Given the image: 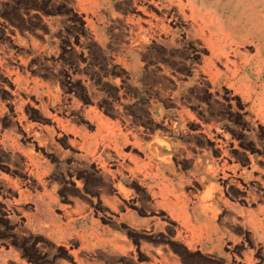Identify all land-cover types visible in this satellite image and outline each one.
<instances>
[{"label":"rangeland","instance_id":"obj_1","mask_svg":"<svg viewBox=\"0 0 264 264\" xmlns=\"http://www.w3.org/2000/svg\"><path fill=\"white\" fill-rule=\"evenodd\" d=\"M243 1L264 11V0ZM113 9L120 15L135 14L131 3L120 0H114ZM89 11L87 0H0V58L9 57L6 65L0 67V264H78L76 259L89 262L93 259L96 264H146V252L150 249L159 250L173 264H244L234 258L227 261L224 248L220 253L192 244L183 227L170 217V207H177L170 190L179 182V177L191 178L195 156L202 149L210 152L213 159L220 154L214 143L198 132V125L187 122L184 133L177 134L168 129L164 118L177 107L168 94L159 102L166 114L159 115L155 110L153 103L162 98L158 97L157 78L159 73L166 78L161 65H168L185 81L194 78L202 57L208 53L196 40L168 49L153 41L140 60L143 64L139 69L141 79L122 61L116 60V54L122 50L121 37L107 34L110 43L103 48L91 22L99 32L104 23L98 22ZM113 28L121 30L118 21ZM244 48L248 54L253 53L251 47ZM5 68L18 71L20 88L2 74ZM247 74L240 72L235 80H221L222 90L212 95L209 84L203 82L206 75L197 73L190 83L191 95L186 106L197 120H201L198 110L208 107L221 129L238 143L236 146L229 143L230 153H241L243 166L248 164L244 150L264 161V122L254 118L249 102L236 90L241 87L242 76ZM248 77L252 79L253 75L248 74ZM88 81L92 82L94 97L88 95L85 87ZM224 82L230 83L231 88ZM162 91L166 93L165 88ZM58 93L66 107L61 113L40 105L41 101L46 104L48 97ZM75 103L79 108L74 109ZM82 108L94 111L105 123L121 122L122 132H126L128 127L120 119L123 113L131 118L132 126L149 135L144 137L146 142L150 136L158 134L171 146L165 154L169 159L160 167L158 176L154 173V163L151 169L148 167L144 151H138L136 146L120 147V154L130 170L134 168V161L140 165L138 171L123 172L133 198L129 201L132 205H125L119 212L124 214L128 210L131 217L120 218L101 200L102 196H114L116 190L112 179L101 174L98 164L91 159L95 151L88 157H80L79 146L70 143L78 140L76 136L80 132L85 133L91 143L98 139L95 124L88 125L92 120ZM25 127H29L28 134L24 132ZM38 140L45 141L46 145L37 144ZM31 143L33 155L28 152ZM182 145L185 149L180 148ZM187 152L193 154L191 158H187ZM112 153L107 166L110 170L115 169L111 165L115 158ZM148 174L156 177L155 182ZM39 177L45 185L38 182ZM156 184L164 186L168 202H157ZM43 189L53 199L49 208L36 204L37 195ZM148 189L155 195L151 196ZM184 189L195 193L193 189L202 188L193 182ZM19 191L25 200L20 199ZM239 196L234 193L230 198L225 194L229 201L245 207L237 200ZM36 206L40 215L34 216L27 225ZM152 216L158 222L147 226L146 220ZM70 220L74 221L75 231L86 229L96 237L91 239L92 251L78 249L79 242L65 245L64 240L50 234L45 227L52 223L66 227ZM222 223L220 219L219 224ZM105 231L122 234L129 245L122 249L106 246L102 240L109 235ZM235 234L240 236L242 231ZM245 244L249 249L256 244L259 248L256 264L264 263L263 244L260 241L253 244L250 240ZM244 249L242 244L240 251ZM69 250L76 251V257Z\"/></svg>","mask_w":264,"mask_h":264},{"label":"bare ground","instance_id":"obj_2","mask_svg":"<svg viewBox=\"0 0 264 264\" xmlns=\"http://www.w3.org/2000/svg\"><path fill=\"white\" fill-rule=\"evenodd\" d=\"M133 1L136 3V14L127 20V29L131 35V47L142 48L150 40H157L167 43L170 47H177L182 43L184 35V42L193 39L199 41L203 46L201 49H204L208 54L202 57V65L198 66L196 70L194 69L195 76L199 72L206 75L212 84L211 92H220L222 90L221 80H235L240 72L253 75L252 79L248 77V74L243 75V79L240 81L241 87H236V90H239L243 98L249 102L248 108L254 118L264 122V11L262 9L245 3L243 0ZM245 46L251 47L253 53L248 54ZM180 85L184 84L180 82ZM208 118L211 123L207 126V136L211 138L213 130L220 135L224 139V141L218 140L221 143L219 147L223 148L222 155L230 159L228 151L230 135L221 130L213 118L210 116ZM83 143L85 146L81 147L88 151L90 144L86 141ZM236 143L234 141V146L238 145ZM245 153L250 160L248 169L241 163L232 167L225 165L219 174L220 177L216 174L218 177L215 176L216 182L218 180L221 182L222 189H213L215 185L211 183L201 195L195 196L197 202H193V198H186L188 205H191L187 206L188 212L186 213L189 233L187 237L192 244L208 247L211 251L221 253L223 248L226 249L227 253L224 254V257L227 261L234 258L236 262L256 264L259 248L257 249L254 242L260 241L264 248V190L261 189L264 188V161L257 156H251L249 152ZM239 156L241 153L238 154V161L240 160ZM255 173L257 176L253 175ZM231 178H238L243 182L240 184ZM230 186L235 189H229ZM115 190L116 196L106 198L102 196L101 200L120 218L126 215L131 217L132 214H129L128 210L124 214L119 212V208L124 206L123 200L129 201L133 198L131 189L119 187ZM224 192L230 196H234V193L240 194L241 196L237 200L242 201L248 207L257 205V209L240 210L236 204L223 198ZM221 204L225 206L228 217L224 220L225 223L219 226L216 224V220L221 214L219 208ZM151 218L146 220V224L155 220V217ZM237 218L241 221L237 222ZM226 224H229L230 227ZM236 231H242V235H236ZM247 240L253 242L254 248L247 247L245 244ZM242 244L245 249L240 251ZM155 255L146 253V256L151 260L148 264H156Z\"/></svg>","mask_w":264,"mask_h":264},{"label":"crops","instance_id":"obj_3","mask_svg":"<svg viewBox=\"0 0 264 264\" xmlns=\"http://www.w3.org/2000/svg\"><path fill=\"white\" fill-rule=\"evenodd\" d=\"M87 2L89 4V10H90L89 12L91 13V15H93V17L96 18L98 22L101 21L104 23V26L102 27L103 28L102 31L99 32L97 30V27L93 24V22L89 21L91 22L92 24L91 28L93 29L101 45L103 46V48L108 47L107 44H109L110 41L107 38V34H110L111 37H121L122 39H121L120 47H122V50L116 54V60L122 61L126 65V68L131 69L132 72L135 73L136 77L139 76V78L142 79L139 69L141 68V65L143 64L142 62H140V60L141 58H144L145 50L151 47V44L153 41L156 44H159L166 49L173 48V46L170 47L167 43L160 42L157 40H150V42L147 45L143 46L142 48L130 46L131 45V35L129 34V30L127 29V20L129 17H132L133 15L136 14V7H135L136 3H134L133 0H120V2L131 3L132 7H135L134 9L135 14H126V15H120L114 12V9H113L114 0H87ZM116 21H118L119 24L121 25V28H120L121 30H116L113 28V26H115ZM98 34L100 38L98 37ZM182 38L184 40L185 35L182 36ZM162 40H165V39H162ZM183 40H182V43L184 42ZM8 59L9 57L0 58V67L5 66ZM161 68L164 70V75H166V78H165L162 76L161 73H159L158 78H157L159 81L158 97H162V98L155 100V103H153V105L159 115L166 114L164 113V110L160 106L161 104L159 102H161V100L164 99L163 96H167L168 94H170L172 103L177 107V109H175L172 113H167L168 116L164 118V123L167 125L168 129H170L173 134H177L180 131L184 133V130H185L184 126L187 122L192 123L196 126L198 125L200 128L198 132H200L206 138H208L209 141H212L214 143V148L216 149V151L218 150L220 154V156L217 159H213L211 156L212 154L210 152H208L207 154V151L205 149H202L201 152H199L195 156L194 163H193V171H192V174L190 175L191 178L181 179V177H179L178 178L179 182L175 185L174 189L170 190L173 200L175 201V203H177L176 204L177 207H170V217L177 220V223L183 227L184 232L187 237L189 233L187 229L188 223H187L186 213L188 212L187 206H191V205H188V201L186 200V198L187 197L193 198L192 201L197 202V200L195 199V196L199 194L201 195L205 189H208L211 183H214L215 185L213 189H222L223 187L220 184L221 182L219 180L216 182V179H215L216 174L220 177L219 174L221 173L225 165L232 167L235 164L241 163V159L238 161L237 160L238 155H232L230 153L231 150L229 146H228V151L230 154V159L222 155L223 148L219 147L221 143H219L218 140L224 141V139L220 135L216 134L214 130L211 132V138L207 136V132H206L207 126L211 123V120L208 118V116H210V118H213L214 122L217 123L220 127V124L217 122V120H215V117L211 115L207 106H202L198 110V113H200L201 115V120H197V118L193 114H190L189 110L187 109L186 106L188 105V97L191 95L190 94V83L194 80V78H196L195 75H194V78H191L185 81L184 78L181 77L180 75L174 74L168 65H164V66L161 65ZM2 74L6 76L8 80L10 79L13 82H15L17 84V87L20 88L21 75L18 73V71H13V69L11 68H5ZM12 75L14 76L13 79H12ZM169 79L172 81V83H170ZM203 80H204L203 81L204 84L205 82L209 84V92L212 95L215 94L217 91L211 92L212 84H211V81L208 80V77L206 76V78H204ZM180 82H182L184 85L181 86ZM85 87L87 89L88 95L91 97H94L92 95L93 93L92 82L90 81L86 82ZM162 88H165L166 93L162 91ZM47 99L48 100L46 104L41 101L40 105L50 106L53 108V110H56L59 113H61V109L63 108L66 109L65 104L63 103V100L60 97L59 93L56 96L48 97ZM77 108H79V106L77 103H75L74 109H77ZM82 110L85 115L89 116L90 120L94 121V123H92V121L88 122V125L91 126L95 124L96 132L98 133V139L95 140L94 143H91L89 141V137L85 133L80 132L79 136H76L78 140L76 142L72 141L70 143H72L73 145L79 146V149L82 152L79 154L80 157H88L93 151H95L96 154H93L90 157L92 160H94V162H96V164H98L101 174L103 175L106 174L112 179L114 189H119V187L123 189H128L124 181L125 176L123 172L129 170V173H133L136 170L138 171L140 168V165L138 164L137 161L133 162L134 168L132 170L128 168L127 164L125 163L124 156H122L119 151L120 147L123 145L130 146V147L136 146L137 147L136 149L138 151L140 150L144 151L145 156L147 158L148 167L151 169L152 165L155 164L154 173L156 174V176H158V173H160L159 172L160 167L163 166L164 163L168 161L169 159V157L165 154H167L168 151L171 150V146L166 144L164 140L158 136V134L150 136L151 139L148 142H146L144 140V137L149 136V135L144 134L141 128H135L134 126H132L133 121L131 120V118L124 115L123 113L120 114L121 115L120 119L122 121V124L128 127L126 128V132H122V128L120 126L121 122L118 121V122L111 123V124L105 123L101 120V118L96 116L94 111L87 110L85 108H82ZM24 132L28 134L29 127H25ZM34 136L36 137V135ZM83 141H86V143L90 144V149L88 151H85L83 147H81V146H85ZM40 142H43L41 144L46 145V142L42 140H38L37 144H40ZM230 142L234 145V140L231 139V136L228 141V145ZM180 148L185 149V146L182 145L180 146ZM33 150H34L33 144L31 143L30 148L28 149L29 154L33 155L34 154ZM109 151L110 152L112 151L113 152L112 154L115 157L112 160L114 162L111 164L112 166L115 167L114 170H110L107 167L109 164L108 161L110 158ZM242 152H244V154L246 155L245 152H248V151L244 150ZM192 155L193 154L191 152H187V158H191ZM250 155L252 156L253 154H250ZM246 158H247V155H246ZM228 161H230L229 164L227 163ZM249 165H250V160L248 159V164L246 166H243V165L242 166L248 169ZM209 172H212L213 174ZM144 174L146 175V173ZM148 175H149V178L152 180V182H155L156 177L152 176V174H148ZM253 175L257 176L256 173ZM72 176H74L73 172H72ZM231 180L237 181L240 184L243 182L241 179H238V178L237 179L231 178ZM27 182L30 183L29 180H27ZM38 182L41 185H45L44 180L40 177L38 178ZM193 182L201 186L202 189L200 191H198L197 189H193L195 193H192L189 190L185 191L186 189L184 188L187 186L189 187V185H191ZM156 189L159 195V201L157 202H162L165 200L167 201L168 198L165 196L164 192L166 189H164V186L160 187L158 184H156ZM229 189H235V187L230 186ZM148 192L151 194V196L155 195V192L152 191V189H148ZM19 194L21 195L20 199H23L22 197L23 193L19 191ZM225 194H227L230 198H232L233 196H230L226 192H224L222 195L223 198L227 200L228 202L236 204L240 210H245L247 208L257 209L256 207L257 205H251L250 207H248L246 204L243 203L245 207H242L239 203H236V201L231 202L227 198H225ZM114 196H116V193ZM25 199L26 198H24L23 200ZM129 201L123 200L124 206H121L119 210L122 208L125 209V205H132ZM52 202H53V199L51 198L50 193H48L45 189H43V192L41 194L37 195L36 204H45L46 207L49 208L51 207ZM224 207L225 206L222 204L219 205L221 214L218 216L216 220V224L219 226H221L219 224V220L222 219L223 222L225 223L224 220L228 217V213ZM37 209L38 208L36 206L35 213L27 219L26 221L27 225L31 223L34 216L39 217L40 212H38ZM223 213L226 215L223 216ZM37 220L39 223L40 222L39 218H37ZM155 221L157 220H151L150 222H154V224L156 225L158 221L157 222ZM236 221L240 222L241 220L237 218ZM73 223L74 221L70 220L66 223L67 225L66 227L54 226L53 223L48 224L45 227L49 229L50 234L58 236V239L64 240L65 245L71 241H74L76 243L79 242L81 246L78 249L81 250L83 248H87L89 251H92L94 249V246H93L91 239L96 238V237L93 235L92 232H88L86 229L75 231ZM146 225L148 226L149 224H146ZM105 234L109 235V237L102 241L103 243L106 244V246L112 249H122L128 244V242L125 241V238L122 234L115 233V232H109V231H105ZM147 252L151 253V255L153 256L156 254L155 255V258H157L156 264H173L171 260L169 259V257L166 256L165 254H162L159 250L154 251L150 249ZM69 253L74 255V257H76V253H77L76 251L69 250ZM0 255H1V251H0ZM14 258H16V255H14ZM85 259H88V258L86 257ZM76 260L78 264H96L95 262H93V259H91L90 262L88 260H85V261H79L78 259ZM149 262H151V260L148 258V262L146 264H148Z\"/></svg>","mask_w":264,"mask_h":264}]
</instances>
